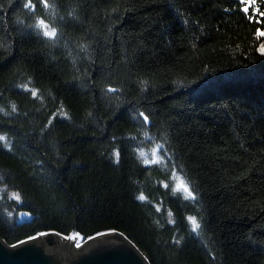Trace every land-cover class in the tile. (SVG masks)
I'll use <instances>...</instances> for the list:
<instances>
[{"label":"trees","instance_id":"trees-1","mask_svg":"<svg viewBox=\"0 0 264 264\" xmlns=\"http://www.w3.org/2000/svg\"><path fill=\"white\" fill-rule=\"evenodd\" d=\"M262 32L264 0H0L3 239L264 264Z\"/></svg>","mask_w":264,"mask_h":264},{"label":"water","instance_id":"water-1","mask_svg":"<svg viewBox=\"0 0 264 264\" xmlns=\"http://www.w3.org/2000/svg\"><path fill=\"white\" fill-rule=\"evenodd\" d=\"M40 235L45 238L37 241ZM57 236L65 237L51 231L10 245L0 235V264H151L139 247L117 230L99 233L81 243L75 235L64 245L56 244Z\"/></svg>","mask_w":264,"mask_h":264},{"label":"snow or ice","instance_id":"snow-or-ice-1","mask_svg":"<svg viewBox=\"0 0 264 264\" xmlns=\"http://www.w3.org/2000/svg\"><path fill=\"white\" fill-rule=\"evenodd\" d=\"M241 3H243V0H240ZM25 6H29V5H25ZM245 11H247V9H244ZM38 27H42L45 29L44 34L47 36H54L55 35V31L54 30H47L48 26L44 23L43 20L39 21V24L37 25ZM260 35L264 36V32L260 33ZM262 50H264V46H262ZM145 119H147L145 117ZM141 155L143 156L144 153H141ZM178 188H182L186 193H188L189 196H191V193L188 191L187 187L183 184V181H180V183L177 185ZM139 199H144L143 196L139 197ZM189 220L192 222L193 227H199V225L196 223L194 218L189 217Z\"/></svg>","mask_w":264,"mask_h":264},{"label":"bare ground","instance_id":"bare-ground-1","mask_svg":"<svg viewBox=\"0 0 264 264\" xmlns=\"http://www.w3.org/2000/svg\"><path fill=\"white\" fill-rule=\"evenodd\" d=\"M43 238H45V235H40V236H38V237L36 238V240L39 241V240H41V239H43ZM55 241H56V244H57V245H64V244H67V243H70V242H71L70 239H68V238H66V237H63V236H57V237L55 238Z\"/></svg>","mask_w":264,"mask_h":264},{"label":"rangeland","instance_id":"rangeland-1","mask_svg":"<svg viewBox=\"0 0 264 264\" xmlns=\"http://www.w3.org/2000/svg\"><path fill=\"white\" fill-rule=\"evenodd\" d=\"M180 181H182V180H180ZM180 181L178 182V184L180 183ZM183 184H184V182H183ZM13 195H14V194H13ZM65 237H66V236H65ZM66 238H68V239H73L72 237H66ZM65 249L68 250L67 246H65Z\"/></svg>","mask_w":264,"mask_h":264}]
</instances>
